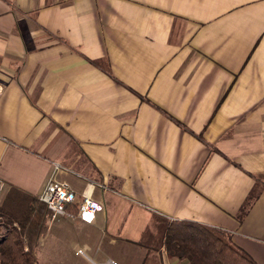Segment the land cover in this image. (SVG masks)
Here are the masks:
<instances>
[{
	"label": "crops",
	"instance_id": "obj_1",
	"mask_svg": "<svg viewBox=\"0 0 264 264\" xmlns=\"http://www.w3.org/2000/svg\"><path fill=\"white\" fill-rule=\"evenodd\" d=\"M0 91V205L76 193L35 264H186L175 221L264 264V0H0Z\"/></svg>",
	"mask_w": 264,
	"mask_h": 264
},
{
	"label": "trees",
	"instance_id": "obj_2",
	"mask_svg": "<svg viewBox=\"0 0 264 264\" xmlns=\"http://www.w3.org/2000/svg\"><path fill=\"white\" fill-rule=\"evenodd\" d=\"M13 198L14 192L0 205V264H35L34 248L53 215L39 198ZM162 247L169 257L186 264H257L228 234L196 222L169 223Z\"/></svg>",
	"mask_w": 264,
	"mask_h": 264
},
{
	"label": "built area",
	"instance_id": "obj_3",
	"mask_svg": "<svg viewBox=\"0 0 264 264\" xmlns=\"http://www.w3.org/2000/svg\"><path fill=\"white\" fill-rule=\"evenodd\" d=\"M1 94L2 92L0 91V97ZM62 172L63 168L60 165H56L45 189L38 196L39 201L47 207L53 217L65 215L68 203H73L76 200V193L72 190L70 184L56 180V175ZM102 210L103 206L101 204L92 199L86 198L79 208L78 217L84 222L93 223L96 220V214ZM89 214L93 217L91 221L85 219V216ZM25 251H28V248H25ZM78 253L81 254L83 252L79 251ZM109 263L118 264L114 261Z\"/></svg>",
	"mask_w": 264,
	"mask_h": 264
},
{
	"label": "clouds",
	"instance_id": "obj_4",
	"mask_svg": "<svg viewBox=\"0 0 264 264\" xmlns=\"http://www.w3.org/2000/svg\"><path fill=\"white\" fill-rule=\"evenodd\" d=\"M93 217L90 215L89 221H91ZM85 259L88 261V264H95V262L90 257H85Z\"/></svg>",
	"mask_w": 264,
	"mask_h": 264
},
{
	"label": "snow or ice",
	"instance_id": "obj_5",
	"mask_svg": "<svg viewBox=\"0 0 264 264\" xmlns=\"http://www.w3.org/2000/svg\"><path fill=\"white\" fill-rule=\"evenodd\" d=\"M85 219H86V220H89V219H90V214H89V215H86V216H85Z\"/></svg>",
	"mask_w": 264,
	"mask_h": 264
},
{
	"label": "rangeland",
	"instance_id": "obj_6",
	"mask_svg": "<svg viewBox=\"0 0 264 264\" xmlns=\"http://www.w3.org/2000/svg\"><path fill=\"white\" fill-rule=\"evenodd\" d=\"M4 234H5V233H4ZM4 234H3V235H4Z\"/></svg>",
	"mask_w": 264,
	"mask_h": 264
}]
</instances>
